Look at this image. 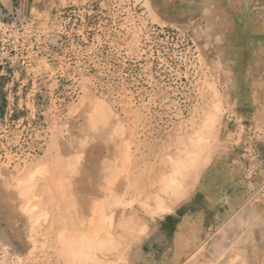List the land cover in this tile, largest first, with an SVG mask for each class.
Instances as JSON below:
<instances>
[{"label":"rangeland","instance_id":"374dc122","mask_svg":"<svg viewBox=\"0 0 264 264\" xmlns=\"http://www.w3.org/2000/svg\"><path fill=\"white\" fill-rule=\"evenodd\" d=\"M213 1L45 0L12 19L0 11L24 25L21 54L0 61V264H74L48 178L63 175L73 190L79 179L54 159L80 154L82 170L91 152L103 167L128 155L118 194H104V224L122 211L130 223L116 263L172 264L155 253L156 227L183 204L219 203L198 248L175 247L192 251L178 264H264V0L237 21L206 13ZM96 103L107 122L92 121ZM175 178L192 184L179 205L132 203L130 193L156 195ZM82 200L78 209L96 203Z\"/></svg>","mask_w":264,"mask_h":264},{"label":"bare ground","instance_id":"6f19581e","mask_svg":"<svg viewBox=\"0 0 264 264\" xmlns=\"http://www.w3.org/2000/svg\"><path fill=\"white\" fill-rule=\"evenodd\" d=\"M103 106L100 104H97V103L94 104L92 116L94 118L95 117L99 118V120L98 119H92V121L93 120L96 121V122L93 121L94 123L99 124L101 121L107 122L110 119V113ZM97 120H98V122H97ZM92 125H93V123H92ZM101 125H99V126H101ZM108 131L113 132L112 130H108ZM121 135H123V133ZM84 140L85 139H83L81 141L82 143H79V144H80V146L82 145L85 148L86 147L85 141H87V139L85 141ZM76 142H78V141H76ZM77 146H78V143L75 144V147H77ZM196 146H195L196 149H198V146H201V145L197 144ZM201 147H199V148H201ZM92 148H93V146H92ZM101 149L98 148V150H101ZM96 152H97V148H96ZM100 153H102V152L100 151ZM124 154L127 155L126 153H124ZM124 154H123V157L125 156ZM78 155H79V159H81L80 154H78ZM87 155H89V154H87ZM101 156H103V155H101V154L98 155V152H97V154L91 152L90 153L91 158L88 161V164L82 170L77 167L80 164V161H79L77 156L73 157V156L68 155V158H66V159L61 158V157H57L54 159L56 167H58L59 170H62V172H64V173L70 172L73 175H76V178L79 179L78 182L75 183V187L73 190H71L69 188L70 186H68V184H66L65 176L63 177V175H59L60 177H58V178L57 177L55 178V176H53V177L49 176V178H48L49 180H51L52 185L57 187V189L55 188V190H54L52 188L53 186L51 185L52 189L50 188L51 189L50 191L51 192L53 191V195L55 196V194H56V196L58 198V201L55 204V206L59 209V212H61V214H62V215L60 214L61 215L60 217H65V218H63V219H66V221L64 220L65 224L68 222V224L70 225L69 226L67 224L69 226L67 228H69L70 232L68 231L67 232L68 236L67 235L63 236V239L67 242V238H68V242H69V245L71 247H69L68 242L66 244V242L64 241V243L67 245L66 246L67 248L65 247L67 250V253H65V252H63V253H65L67 255V257L69 254V257H70L69 261H73L74 264H109L110 263L109 261H108L109 263L104 262V258H105L104 256L105 255H112L113 259L111 258L112 262L110 264H126L124 261V258H122V262L119 260H116L117 261V263H116L114 261V258L115 259L118 258L117 257V256H119L118 253H120V252L122 254L124 253V248H125L124 247L125 246L124 241L128 235V233L124 231V226H126V224L129 223L126 221L127 219H125L126 212L122 211L120 213V215H118V214L114 215L113 214V216H110L111 221L106 220L108 222L110 221L111 224L110 223H107L109 225L104 224L105 223L104 217L108 218V216H109V215L108 216L105 215V212L109 207L107 205L108 202H107L106 196L104 194L106 193V188H108V187L115 190V192L118 194L119 191H118V189H116V187L118 188V185H119L121 179H119V176H117L118 170H119L117 168V165H118V162L120 160L122 162H124V161L122 159L123 158L122 156H113V155L112 156H106L104 158V167H103L102 165L97 163V162H99L98 160ZM197 156H198V154H197ZM124 160H126L125 157H124ZM178 161H179V159H178ZM124 167H125V163H124ZM191 168H192V166L188 169L186 168L184 170H181V171H179L180 173H178L176 171L177 172L176 175L177 176L181 175L180 179H182L183 178L182 173L183 172L185 173L187 171H189L188 173H190ZM105 170L106 171L108 170V171L106 172ZM172 170H173V168H172ZM172 174H174V173H172ZM172 174H171V177H172ZM176 175L174 174L175 177H176ZM47 176H48V174H47ZM193 176L195 177L196 174ZM188 177L192 179V176L188 175ZM186 178H187V176H186ZM175 179H176V181H173L174 185H175V183H177V178H175ZM49 180H47V181H49ZM170 181H172V180H170ZM186 182H188V181H186ZM170 183L169 184L167 183L165 185V187L160 188L159 191L156 193V195H153V193L157 190L158 187L155 188L154 186H150L146 190H143L142 192H138L136 194H133L135 192L130 193L133 195V197L135 199L134 201L132 200V203L133 202L135 203V201H136V203H138V206H140V205L145 206L146 205V206H149L148 208H151V206L153 204H158L157 206L160 205L163 208L164 207L163 203L165 202L166 198L169 197L173 204L178 203V205H179L182 201L184 202V200L186 199L187 194L192 187L191 186L192 184L190 182L189 185H187L188 183L186 185H181V184H178V183H180V181H178L177 185L173 186V183H172V185ZM178 185H180V186H178ZM69 189L72 191V193L70 192ZM30 190H31V188H30ZM120 191H121V189H120ZM80 196L83 198L84 202H86V203H91V202L93 203V201H95L96 203L92 204L91 207H85V209H84V206L82 207V205H80L81 207H80V209H78L79 204H81V197ZM117 196H119V195H117ZM57 198H56V200H57ZM129 201H131V200H129ZM116 204H118V203H116ZM10 206H12V205L10 204ZM10 206H8V207H10ZM85 206H86V204H85ZM171 209L172 208H170V210ZM7 210H8V208H7ZM14 211H15V209H14ZM132 213H134V212H132ZM107 218H105V219H107ZM33 225H35V224H33ZM17 228H18V226H17ZM32 228H33V226H32ZM118 233H120L119 238L122 242L119 241L118 237L116 236ZM60 240H61V238H60ZM68 248L70 249L69 251H68ZM63 253H62V256H63ZM66 255H65V257H66ZM63 258H64V256H63ZM64 260H65V258H64ZM70 264H72V262H70Z\"/></svg>","mask_w":264,"mask_h":264},{"label":"crops","instance_id":"0c3cea01","mask_svg":"<svg viewBox=\"0 0 264 264\" xmlns=\"http://www.w3.org/2000/svg\"><path fill=\"white\" fill-rule=\"evenodd\" d=\"M44 2L45 0H0V11L3 14V18L12 19L13 16L32 11L36 6ZM205 4L206 13H216L218 15L217 20L237 21L242 20L241 18L245 20L250 18L248 16H250L251 12V0H214ZM220 208L219 203L207 208L206 206H185L184 204L175 208L156 227V236L152 239L159 247L155 253L161 254L164 256L163 258H166L172 264H178L180 261L186 260L190 253L198 248V241L205 234L206 225L208 226V223L205 222L206 214L208 212L220 214ZM218 219H220L219 215ZM159 233H163L164 236H158ZM170 234L171 240L167 241ZM185 242H190L189 245L194 246L190 248L192 251L175 249L177 246L183 247Z\"/></svg>","mask_w":264,"mask_h":264},{"label":"built area","instance_id":"2783aa9c","mask_svg":"<svg viewBox=\"0 0 264 264\" xmlns=\"http://www.w3.org/2000/svg\"><path fill=\"white\" fill-rule=\"evenodd\" d=\"M23 27V23L0 21V61L7 62L21 54L20 32Z\"/></svg>","mask_w":264,"mask_h":264}]
</instances>
